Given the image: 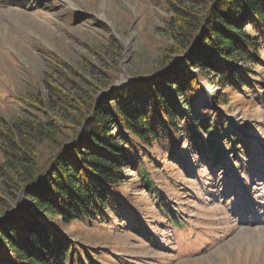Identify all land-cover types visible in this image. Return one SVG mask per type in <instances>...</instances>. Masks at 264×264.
I'll use <instances>...</instances> for the list:
<instances>
[{
  "label": "rangeland",
  "instance_id": "1",
  "mask_svg": "<svg viewBox=\"0 0 264 264\" xmlns=\"http://www.w3.org/2000/svg\"><path fill=\"white\" fill-rule=\"evenodd\" d=\"M173 1L183 0H0V130L13 129L31 145L37 169L80 132L73 99L90 96L97 104L110 90L154 80L172 62L185 66L171 51ZM260 55L262 63L249 67L254 91L231 93L203 80L194 114L184 109L194 118L224 114L229 126L213 138L217 151L200 154L183 140L173 157L150 148L154 191L125 168L117 190L124 214L108 213L103 224L58 222L59 231L97 264H264V47ZM28 123L45 127V135L33 139ZM4 140L0 135V198L8 207L0 204V223L25 201L11 189L22 181L5 163ZM161 201L179 227L160 211Z\"/></svg>",
  "mask_w": 264,
  "mask_h": 264
},
{
  "label": "trees",
  "instance_id": "2",
  "mask_svg": "<svg viewBox=\"0 0 264 264\" xmlns=\"http://www.w3.org/2000/svg\"><path fill=\"white\" fill-rule=\"evenodd\" d=\"M169 6L173 13L171 51L183 57L185 66L174 67L172 62L168 72L154 80L110 90L97 104L90 96L81 105L73 99L80 132L63 145L46 169H37L31 145L18 140L13 129L0 130L5 163L22 181L11 189L25 199L0 224V264H97L84 246L59 231L58 222L103 224L108 213L124 214L117 190L125 180V168H133L144 188L154 191L146 168L150 148L173 157L183 140L200 154L218 150L213 138L222 139L229 126L224 114L205 111L202 118H194L184 109L194 114L203 80L231 93H242L244 88L254 91L255 76L249 67L262 63L264 0H183ZM25 127L33 139L46 133L40 124ZM229 140L244 147L235 134H229ZM215 157L216 164L221 155ZM159 205L179 227L167 205L163 201Z\"/></svg>",
  "mask_w": 264,
  "mask_h": 264
},
{
  "label": "water",
  "instance_id": "3",
  "mask_svg": "<svg viewBox=\"0 0 264 264\" xmlns=\"http://www.w3.org/2000/svg\"><path fill=\"white\" fill-rule=\"evenodd\" d=\"M176 65H177V62H175L174 67H177ZM102 97H103V96H102ZM199 108H200V106H199ZM18 207H19V205L16 207V209H18ZM0 224H1V223H0Z\"/></svg>",
  "mask_w": 264,
  "mask_h": 264
}]
</instances>
